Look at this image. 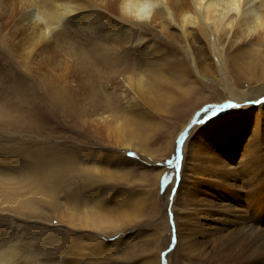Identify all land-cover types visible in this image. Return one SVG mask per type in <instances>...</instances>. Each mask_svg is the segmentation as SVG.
<instances>
[{"label":"rangeland","instance_id":"1","mask_svg":"<svg viewBox=\"0 0 264 264\" xmlns=\"http://www.w3.org/2000/svg\"><path fill=\"white\" fill-rule=\"evenodd\" d=\"M21 3L22 0H0V245L10 246L18 241L21 247L19 257L37 259L34 254L30 255L28 250V245L35 243V247L30 248L36 253L42 252L43 261L48 263L57 261L60 243L68 240V226L66 222L60 220L64 210L60 209L56 201L65 200L71 190H75L76 186L79 188L85 182L88 173L76 170L73 166L65 167V172L69 171L68 177L72 176V173L74 176L68 181L54 179L57 192L52 199H49L47 187L44 196L32 195L27 191L29 185L24 184L27 161L34 152V159H36L40 155L38 151L54 152V155L69 154L73 158L74 147L77 144L78 147L102 150L107 157L103 160L105 166L116 170L113 158L115 145L104 138L103 129H99L98 134L96 133L97 129L87 123L92 118L86 119L85 113L94 108H101L99 105L107 99H111L122 112L127 108L126 96L131 98V101L137 100V106L134 112L122 120L131 119L140 123L145 121L149 139L144 153H137L133 149L126 152L120 151L121 155L125 154L129 158L136 157L139 163L136 164L129 178L127 177L128 179L121 178L109 182L111 184L110 188H107L108 196L106 197L110 198V206L105 211L118 214L122 210H127L130 215L127 224L122 225L124 227H121V231L106 229L102 234L107 237L106 240L111 245L109 249L111 253H114L117 247L119 248L118 256H112L113 261L117 260L122 264H148L149 259H156L158 251L163 248L160 252V260L162 264H168V255L175 249L179 239L172 208L174 196L182 180L183 161L185 159V162L189 164L193 157L189 153L186 156L184 154L186 141L191 138L195 142L212 144L209 137L217 132L220 134L232 132L235 136L238 149H230L228 154L234 158L231 163H228V158L223 156L224 147L217 155L221 162H210L202 158L206 155H199L198 157H201L205 164L200 170L201 176L195 177L199 184L195 183V186L192 184V190L195 193L193 199L196 203L194 207L199 208V201L209 198L208 195H203L205 191L224 200L229 191L222 188L223 182L216 181V185L211 186L207 181L219 177L215 170L219 171L221 167L216 162L222 164V160L226 158L228 163L226 167L238 170L251 158L244 152V148L249 141L250 125L255 126V119L264 113H259L257 109L259 104L264 103V94L259 98L243 102L225 98L220 84L223 82L221 78L226 75L218 70L213 57H210L212 52L206 44L205 37L199 31L198 25H189L190 35L186 38L180 33L179 26L173 24L177 29L174 34L162 28L164 20L160 19L155 25L149 23L138 25V27L131 26L133 32L141 31L144 34L141 42H129L122 48L111 44V47H96L93 44L96 39L99 40L100 45H106L100 41V37L107 30V25L112 18L118 20L120 26L121 21L113 15H106L101 8L91 7L90 10L97 12L90 20L96 29L86 28L85 19L81 20L79 25L72 19L71 23L57 29L58 31L53 33L49 40L29 49L26 48L28 41L24 38L23 28L18 23ZM77 14H73V17ZM129 26V23L122 25L124 30H127ZM197 36H201L205 43L200 42ZM188 40L196 44L200 58L204 59V65H197L207 77H202L197 72L198 68L196 69L192 64V59L189 60L184 56V47L189 46ZM173 53L175 55L167 59L166 55ZM65 59L69 61V71L73 82L68 89H65L68 102L62 104L53 93L52 80L56 69L62 66ZM175 59L179 60L175 61ZM44 61L52 62L53 65L49 72L44 74L45 77H42L41 71L36 67L38 62ZM184 61L189 62L187 65L189 64L190 68L187 67V69H189L190 78H184L181 73V68L185 67ZM233 70L231 67L228 74L238 78L240 74L237 76L238 72ZM130 73L136 77L143 74L147 81L146 90L148 85L154 83L157 76H163L168 83L157 82L150 89H159L165 96L144 93L142 98L125 82L126 76ZM244 79L247 78L244 77ZM244 79L242 78V86L248 87L250 84L246 85L248 82ZM157 101L160 104L159 107L156 106ZM71 104L72 108L79 109L77 114L67 109ZM218 105H235V107H209ZM194 107H197L195 111L188 114ZM207 109L219 111L217 113L222 117L225 115L238 117L240 123H236L237 127H222L219 130V127L212 126L210 122L213 119L211 113L204 114ZM241 118L243 121L244 119L248 121L242 122ZM186 119V126L181 129ZM261 128L264 132L263 123ZM171 135L174 136L175 149L169 155L166 153L165 141ZM200 135L205 136L202 141L199 138ZM181 136L184 137L182 142H180ZM201 158H197L196 164L200 163ZM115 159L121 160L122 157L118 156ZM169 160L172 161L171 165L167 163ZM260 162H262L261 184L264 180V156ZM155 167L164 169L158 188L155 183L157 173ZM185 171L188 169L186 168ZM141 173L145 174V181L140 176ZM165 177H167L166 183ZM227 178L232 179V176ZM190 179L191 177L186 182L191 183ZM31 186L34 188L33 185ZM242 186V179L234 177L230 187L233 190L230 201L232 200L234 211L242 207L243 200H240L244 198V189L248 188V184L245 187ZM146 191H151L153 196L162 198L161 200L158 198L159 203L164 204L166 201V205L154 206V202L146 195ZM167 195L168 199L164 200ZM29 196L35 200L36 210L20 205ZM112 198H115V201ZM122 198L127 199L128 202L121 205L118 199ZM207 209L211 210V207ZM210 212L211 220L214 222L212 231L207 229V233H204L199 230L192 235L195 236L198 252L194 251L189 257L186 256L183 247L181 249L179 247L171 256V264H209L203 260V256L206 253L208 255L210 252L213 253L214 245L218 244L213 239L217 237L219 241L221 230L223 235L228 229L240 225L238 218L227 217V213L218 210L208 211ZM262 215L264 216V209ZM180 216L182 217V213ZM168 224L170 231H168ZM197 224L198 228L199 223ZM121 232L122 238H118ZM182 232L185 235L184 226ZM90 235L98 234L85 231L83 228L80 232H74V236L78 239L82 238L84 242ZM67 242L65 249L69 245V241ZM200 248L204 249L203 255H199ZM112 257L108 258L112 259ZM108 258H100L96 264L106 263L105 261L113 262ZM209 261L212 262L210 264L219 263V261Z\"/></svg>","mask_w":264,"mask_h":264},{"label":"bare ground","instance_id":"2","mask_svg":"<svg viewBox=\"0 0 264 264\" xmlns=\"http://www.w3.org/2000/svg\"><path fill=\"white\" fill-rule=\"evenodd\" d=\"M91 7L101 8L106 12V15H113L121 21L120 26L119 21L112 18V21L107 25V30L100 37V41L106 45H100L99 40L96 39L93 42L96 47H111L112 45L122 48L129 42H141L144 39V34L141 31L133 32L131 26L136 25L138 27V25L149 23L155 25L160 19L164 20L162 28H166L171 31V34H174L177 29L173 24L179 26L181 29L180 33L186 38L190 35L188 31L189 25H198L199 31L205 37L206 44L209 45L212 52L210 57H213L218 70L223 75H226L221 78L223 82L220 84L225 98L243 102L248 99L259 98L264 94V0H22L18 23L23 28L24 38L28 41L26 48L33 49L40 43L49 40L51 35L58 31L57 29L71 23L72 19L77 25L80 24L81 20L85 19L86 28L96 29V26L91 24L90 20L94 18L93 15L97 14V12L93 9L90 10ZM75 13L78 14L73 17ZM126 23H129L130 26L127 30H124L122 25L125 26ZM197 37L200 42L205 43L201 36ZM188 42L189 46L184 47V56L188 57L189 60L192 59V64L195 65L196 69L198 68L197 72L202 77H207L197 65H204V59L200 58L196 44L193 41L188 40ZM172 55L175 54L166 55L167 59ZM178 60L175 59V61ZM187 63L189 62L187 61ZM187 63L184 61L185 67L181 66V73L184 78H190L189 69H187L189 64L187 65ZM52 65V62H38V67L36 68L41 71V76L45 77L44 74L49 72ZM231 67L234 69L233 71L238 72L237 76L240 74L238 78L228 74ZM69 68V61L65 59L62 66H58L56 73L53 74V93L62 104L68 102L65 96V89H68L73 82ZM133 75V73L128 74L125 82L142 98H144V93L149 95L156 93L159 96H165L164 93H160L159 89H150L154 83H168L163 76H157L154 83L148 85L146 90L147 81L143 74L138 77ZM244 77L247 79H244ZM242 78L248 82H245V84L247 83L246 85L250 84L248 87L242 86ZM254 82L256 84H253ZM125 99L127 108L122 112L111 99H107L99 105L101 108H94L85 113L86 119L92 118L87 123L92 128L97 129L96 133L98 134L99 129H103L104 138L115 145L113 158L116 170H111L105 166L103 160L107 157H105V153L102 150L91 147L84 148V146L78 147L77 144L74 147L75 155L73 158L69 154L58 155L59 153H57V155H54V152L38 151L40 155L36 159H34V152L27 161L26 181L24 182L25 186L29 185L27 191L32 193V195L44 196L43 194L47 187L49 199H52L57 192L54 179L56 181L58 179L68 181L69 178L74 176L72 173V176L68 177L69 171L65 172V167L73 166L76 170H81L85 174L88 173L85 182L79 188L76 186L75 190H71L66 195L65 200L56 201L60 205V209L64 210L60 220L61 222H66V226H68L67 241H69V245L65 249L64 246L68 242L60 243L57 261L55 263L49 261L51 264H96V261H99L100 258L107 259L108 257L118 256L119 248L117 247L116 251L111 253L109 251L111 245L102 232H105L106 229L121 231V227H124L122 225L127 224L130 213L122 209L118 213L119 215L116 212L112 214L109 211L108 214L105 211L110 206V198L106 197L108 196L107 188H110L111 183L109 182L112 180L128 179V176L136 168V164L139 163L136 157L129 158L125 154L121 155L120 151L126 152L133 149L137 153H144L149 139L145 121L140 123L131 119L122 120V118L134 112L137 106V100L131 101V98L126 96ZM146 101L150 103L148 100ZM156 106H160L159 102L156 103ZM197 107L192 108L188 114L195 111ZM67 109L73 110L75 114L79 111L77 108H72V104ZM257 109L259 113H263L264 103L259 104ZM217 112L219 111L207 109L204 114L211 113L213 119L210 122H212V126L219 127V130L222 127H237L236 123H240L238 117L223 115L224 118L218 115ZM244 120L248 121V119ZM241 121L245 122L242 118ZM186 123L187 119L181 129L186 126ZM254 123L256 125L253 127L250 125V129H248L250 137L247 146L244 148V152L251 158L238 170L226 167V164L231 163V160L234 159L231 154H228L230 149H238L237 140H235L232 132L221 134L217 132L215 135L213 134L209 137V141L213 142L212 144L209 142H195L191 138L186 141L184 154L186 156L189 153L193 157L189 164L185 162V159L183 161L182 180L174 196L172 208L179 239L177 238L178 242L175 249L168 255V264H171V256L179 247L180 249L183 247L182 249L185 250L186 256L189 257L194 251L198 252L195 236L192 235L199 230L207 233V229H211L214 222L211 220L212 213H208V211L216 210L227 213V217L238 218L240 225L228 229L223 235L221 230L219 232V235H221L219 241L217 237L213 239L218 242V244L214 245L213 253L210 252L209 255L206 253L203 256V260L209 264L212 263L209 260L219 261V263L215 264H264V216L262 215V210L264 209V180L260 184L262 168V162L260 161L263 160L264 156V132H262L261 128L262 123L264 125V113L255 119ZM204 137V135L199 136L201 141ZM165 142L166 153L170 155L175 149L174 136L171 135ZM223 147V156L228 158V163L226 158L224 161L222 160V164L216 162L221 167L219 171L215 170V173L220 178L209 179L207 182L211 186L216 185V181L223 182L222 188L229 191L227 192V198L222 200L205 191L203 195H208L209 198L201 199L198 203L199 208H196L194 207L196 203L193 199L195 193H193L192 184L195 186V183H198L195 177L201 176L200 170L203 169L205 164L202 158L210 162H221L217 155L221 153ZM199 155L206 156L201 158L198 157ZM118 156H121L122 159H115ZM197 158H201L198 164H196ZM165 167L166 165L164 169ZM186 168L188 171H185ZM222 168L223 170H221ZM154 169L157 172L155 183L158 188L159 179L164 169H156V167ZM211 170L213 171L214 169L212 168ZM140 176L144 181L146 180L144 173H141ZM228 176H232V179L227 178ZM189 177H191V183L186 182ZM234 177L242 179V187L248 184V188L244 189L245 196L240 200H243L242 207L240 210L235 211L232 206V200L230 201L231 197H233L231 193L233 190L230 187L233 184ZM4 189L7 190V188ZM9 189L11 190V187ZM146 195L154 202V206L166 205V201L164 204L159 203L158 198L160 197L153 196L151 191H146ZM165 199H168V195ZM112 200L115 201V198H112ZM34 201L29 196L20 205L36 210L37 207ZM118 201H120L121 205L128 202L125 198L118 199ZM207 207H211V210H208ZM180 213H182V217ZM214 215L215 213L213 217ZM197 223H199V229L197 228ZM183 226L185 235L182 232ZM82 228L98 235H90L88 236L89 239L84 242L82 238L78 239L74 236V232H80ZM212 229L209 231L211 232ZM168 231H170L169 224ZM121 236L122 232L118 238H122ZM168 240L169 235L167 237ZM30 247H35V243H30L28 250L29 254H34L37 259L19 257L21 247L18 241L10 246L1 244L0 264H50L47 261H43L42 252L36 253ZM162 249L158 251L156 259H149L148 264H162L160 260ZM121 250L120 255L122 253ZM203 251L204 249L200 248L199 255H203ZM111 260L113 261V257ZM105 262L100 264H122L117 262V260Z\"/></svg>","mask_w":264,"mask_h":264},{"label":"snow or ice","instance_id":"3","mask_svg":"<svg viewBox=\"0 0 264 264\" xmlns=\"http://www.w3.org/2000/svg\"><path fill=\"white\" fill-rule=\"evenodd\" d=\"M209 107H210V108H212V107L223 108V107H235V105H218V106H209ZM206 111H207V110H205V112H206ZM183 139H184V137L181 136L180 142H182ZM177 151H179V150H177ZM129 155H132V153H129ZM167 163H168L169 165H171V164H172V161L169 160ZM164 182H165V183L167 182V177L164 178Z\"/></svg>","mask_w":264,"mask_h":264}]
</instances>
